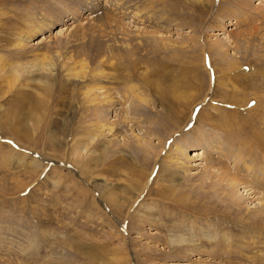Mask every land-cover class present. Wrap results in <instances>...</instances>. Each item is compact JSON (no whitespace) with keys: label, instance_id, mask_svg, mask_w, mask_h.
<instances>
[{"label":"rangeland","instance_id":"374dc122","mask_svg":"<svg viewBox=\"0 0 264 264\" xmlns=\"http://www.w3.org/2000/svg\"><path fill=\"white\" fill-rule=\"evenodd\" d=\"M155 2L152 19L146 13L142 22L106 0H0V264H264V191L239 186L238 214L228 179L220 181L226 170L252 182L264 167V0ZM217 11L226 25L212 20ZM239 11L250 16L235 20ZM30 17L52 24L22 52L13 45ZM211 43H220L225 61L207 49ZM73 61L78 73L68 76ZM100 69L119 100L105 118L117 138L91 127L96 116L83 93ZM194 83L205 90L203 102L182 130L171 129V107L177 113L178 102L199 95ZM132 85L152 98L141 111L140 94L122 95ZM230 95L237 107L222 106ZM218 106L230 113L212 109ZM204 111L228 118L199 127ZM149 127L162 136L146 135ZM193 129L242 151L253 169L241 161L213 164L193 150L185 173L170 169L165 153L173 155L174 143ZM145 138L159 152L144 159L136 145L147 147Z\"/></svg>","mask_w":264,"mask_h":264},{"label":"bare ground","instance_id":"6f19581e","mask_svg":"<svg viewBox=\"0 0 264 264\" xmlns=\"http://www.w3.org/2000/svg\"><path fill=\"white\" fill-rule=\"evenodd\" d=\"M106 2L108 3V4H111V6H110V8L112 7L115 11L116 10H118V11H120V13H122L123 14V16L124 15H126V14H132V18H133V21H136V20H142V22L144 21V22H146V19H144V17H145V15H146V13H148V15H146V16H149L150 14L149 13H151V12H156V11H154V8H155V0H150L149 2H148V0H147V6H145V7H142L141 8V6L139 7V6H136V7H133L132 5L130 6V5H127L128 3H129V0H127V1H124V0H106ZM248 3V2H247ZM250 3V2H249ZM261 3V2H260ZM260 3L258 4V5H260ZM244 4H246V2L244 3ZM257 5V6H258ZM148 6H150L149 8H147ZM75 9V8H74ZM93 10V9H92ZM76 11V10H75ZM248 11L246 12H243V11H239V13L237 14V15H239V16H237L236 15V18H235V20L238 18V19H241L242 17H249L250 16V14L248 15ZM73 14V13H72ZM155 14V13H154ZM109 15V14H108ZM152 15V14H151ZM130 16V15H129ZM224 16H226V14H223V13H221V11H217L216 13H214L213 15H212V20H214L215 21V24L217 23L218 25H221V26H223V25H226V24H224V23H222L221 21H222V19L224 18ZM259 16H262V19H264V12L263 13H260L259 14ZM112 17H114V16H112ZM112 17H110V18H112ZM117 17V16H116ZM153 17V16H152ZM220 17H221V19H220ZM109 18V17H108ZM107 18V19H108ZM149 18V20H150V16L148 17ZM154 18V17H153ZM227 18V17H226ZM116 19V18H115ZM120 19V18H119ZM152 19V18H151ZM161 19V18H160ZM261 19V20H262ZM103 20L104 21H106V19H104L103 18ZM224 21V20H223ZM74 23V22H73ZM73 23H71L70 24V26L71 25H73ZM51 24H52V21H51V19L49 20V22L48 23H45L44 21H34L33 20V17H30V18H27V24H26V26H25V28H23L21 31H20V34L18 33V35L16 36V42L14 43V47L16 48V49H18V50H21L22 52L24 51V50H26L25 49V47H26V45L27 44H29L30 43V41H31V39H32V37L34 36V35H36V32H38V31H41L42 29H43V27L44 26H46V27H50L51 26ZM53 24H54V22H53ZM233 24H237V23H233ZM214 26V24L211 26V27H213ZM118 27V26H117ZM21 29V28H20ZM116 30V29H115ZM211 31V30H210ZM66 45V44H65ZM123 45V44H122ZM129 45V44H128ZM208 47H207V49L208 50H210V52L213 54V55H216V56H219L220 55V57H221V60H223L224 59V61H225V55L223 54V52H222V50H221V45H220V43H211V44H209V45H207ZM69 47H70V44H69ZM128 48V47H127ZM134 48V47H133ZM96 49V48H95ZM206 49V48H205ZM132 50V49H131ZM47 52H49L48 50H47ZM209 52V51H208ZM42 53V52H41ZM78 54V53H77ZM49 55V54H48ZM76 55V54H75ZM112 55H113V52H112ZM227 56V55H226ZM40 57H42L41 58V60H47V59H49V57H47V55H46V53L45 54H43L42 56H40ZM107 57V56H106ZM111 57V56H110ZM109 57V58H110ZM115 58H116V56H114ZM70 59H73V57L72 58H70ZM105 59V58H104ZM111 59V58H110ZM117 60H118V58H116ZM115 59V60H116ZM128 59V58H127ZM40 60V61H41ZM52 60V59H51ZM76 60H78L77 58H76ZM102 60V59H101ZM108 60V59H107ZM106 60V61H107ZM116 60V61H117ZM1 61V60H0ZM79 62H80V60H78ZM109 62L111 61V60H108ZM151 61V60H150ZM102 62V61H101ZM118 62V61H117ZM116 62V63H117ZM114 63V62H113ZM12 64V63H11ZM14 64V63H13ZM12 64V65H13ZM19 64V63H18ZM44 64V63H43ZM42 64V65H43ZM103 64V63H102ZM109 64V63H108ZM41 65V66H42ZM46 65V67H48L49 68V66L51 65V69H53V64H51V63H45L44 64V66ZM79 64H78V62L77 61H73L72 62V64H68L67 66H65V68H67V67H69L68 68V73H66V74H68V76H77L76 74L78 73V71H77V66H78ZM111 65H112V63H111ZM228 65H230V67L232 66V62H229L228 63ZM85 66H86V64H85ZM11 67V70L14 68H12V66H10ZM43 67V66H42ZM80 67L82 68V70H84V68H86V67H84V62H81V65H80ZM101 67V66H100ZM99 67V68H100ZM2 68V67H1ZM166 68V67H165ZM216 68V67H215ZM221 68V67H220ZM219 68V69H220ZM240 68V67H239ZM9 69V68H8ZM44 69V68H43ZM88 69V68H87ZM4 70V69H3ZM14 70H17V71H14ZM104 69H100V70H98V71H94L95 73H93V74H91V80H90V82H91V84L92 85H89L88 87L87 86H85V87H87L88 88V90L86 89V91L83 93L84 95H85V101H86V104H87V106L89 107V108H91L92 109V111L94 112L92 115L94 116L93 118L95 119V116H96V120H95V122H94V124H92V126L91 127H93V129L95 128L96 130H97V132L100 134V135H102L103 133H106V131H108V134L109 135H111V136H113V137H115V138H117L118 136H119V132H118V129H116L115 128V124H108V122H107V124H106V120H105V118H106V109H109V108H114L115 106H116V104L119 102V100H118V97H117V99H116V96L114 97L113 96V93L111 92L112 90V88H110V87H108L107 86V84H106V82H109V81H107V78H106V72L104 73V71H103ZM217 70V69H216ZM238 71L239 69H238V67L237 68H234V70H233V72L234 71ZM257 70V69H256ZM12 71H14V73H18V69H16V67H15V69H13ZM90 71V70H89ZM93 71V70H92ZM91 71V72H92ZM77 72V73H76ZM85 72H86V70H85ZM233 72L231 73V76H233L234 74H233ZM82 73H84V72H82ZM87 73H90V72H87ZM82 75V74H81ZM256 75H258V74H256ZM90 76V75H89ZM245 76V75H244ZM253 76H255V75H253ZM46 78V77H45ZM81 78V77H80ZM244 78V77H243ZM245 78H246V76H245ZM248 78H246L245 80H247ZM48 80H49V85L52 83V81H54L55 79H54V77H49L48 78ZM46 81V80H45ZM68 81V80H67ZM85 80H83V82H84ZM129 82V81H128ZM201 84V83H200ZM60 86H59V90H61V92H63V91H66L67 92V90H66V88H65V86L61 83V81H60V84H59ZM128 85V84H127ZM192 85H194V88H198V92H199V95L197 96V97H195V99L194 100H192V102L190 101V100H188L187 99V97H186V100L185 101H182V102H178L179 103V107L181 106V110L179 111V112H177V113H175V110H173V108L171 107V115H174V117H176V120H175V122L172 124L173 126V128H171V129H174V130H182V128H183V125H187L186 123H187V121L189 120V117H190V115H191V113L194 111V107L195 106H197V105H201V103L203 102L202 100L204 99V89H202L201 87H200V85L198 84V83H194V84H192ZM126 88H128L124 93H122V95H124V97L127 99V97L128 96H133L132 98L133 99H137V96L140 94V96L141 97H139L138 98V103L139 104H141V105H139V110L141 109V106H142V108L144 107V106H146V105H150V102H152V101H150L152 98V96L153 95H148V96H150V98L151 99H149L148 97H146V92L143 94L142 93V90L139 88H137V87H135L134 85H132V86H129V87H126ZM125 88V89H126ZM143 88V87H142ZM148 88V87H147ZM150 88V87H149ZM156 89H157V95H161L162 97H161V102L163 101V102H165L167 99L165 98V95H164V93L163 92H160L159 91V89H158V87L156 86ZM137 90H140L139 92L137 91ZM144 90V89H143ZM123 91V90H122ZM148 91H150V92H153V89H149ZM177 93V92H176ZM116 94V93H115ZM120 94V93H119ZM178 94H179V92H178ZM181 94V93H180ZM238 94V93H237ZM237 94H235V96L237 95ZM178 98H180V97H178ZM183 98H184V96H183ZM235 99H231V95H230V97L228 96L227 97V100L225 101H223V102H221V103H224L222 106H224V105H227L228 104V106L227 107H237V105H238V103H239V100H238V98H236V97H234ZM83 99H84V97H83ZM188 100V101H187ZM61 102V101H60ZM232 102H236V104L237 105H233L232 104V106H231V103ZM123 103V102H122ZM84 105L83 106H85L86 107V105H85V103H83ZM36 105V104H35ZM165 104H163V106H164ZM82 106V107H83ZM166 106V105H165ZM222 106H218V107H212V109H214V110H216V111H218V112H222V113H230L229 111L230 110H228L227 111V109L225 108L224 110H222L223 108H222ZM259 106V105H258ZM87 107V108H88ZM200 107V106H199ZM225 107V106H224ZM146 109V108H145ZM145 109H144V112H145ZM143 110V109H142ZM172 110H173V112H172ZM256 110V109H255ZM88 111V110H87ZM111 111V110H110ZM109 111V112H110ZM141 111V110H140ZM169 111V112H170ZM109 112H107V113H109ZM205 112V114H204V117H203V113ZM201 115H200V117L198 118V122H197V125L200 127V124L201 123H207L208 122V125L207 126H210L211 128H217V126H218V123L217 122H222V123H225L224 121H223V119L224 120H226L228 117H224L222 114L220 115V116H218V115H213V114H211V113H209V112H207V111H204ZM92 113V112H91ZM146 113H148V112H146ZM168 113V112H167ZM110 114V113H109ZM169 114V113H168ZM218 114V113H217ZM108 115V114H107ZM231 117V119H232V116H230ZM163 119H165V118H163ZM207 121V122H206ZM219 122V123H220ZM227 122V121H226ZM199 123V124H198ZM204 125H206V124H204ZM198 128V127H197ZM94 129V130H95ZM155 130H156V128H151V127H149L148 128V130L146 131V135L148 134V136L150 135V134H152V133H156L155 132ZM216 130V129H215ZM152 132V133H151ZM157 134H159V135H161L162 136V134H160V133H156L155 135H157ZM196 134H200L201 136L200 137H197V135ZM228 134V133H227ZM134 135V134H133ZM190 135V136H189ZM191 135H192V137H191ZM95 137V136H94ZM120 137V136H119ZM137 137V136H136ZM96 138V137H95ZM95 138H93V140H95ZM138 138V137H137ZM222 138V137H221ZM17 140H19L18 138H16ZM146 140H145V145H147V147H144L143 148V145H141L142 143H140L139 145H136V146H138V149H140V148H142V151H143V153H141V155H142V157H144V159L146 158L145 156H149L150 154H151V152H152V150H156V148L153 146L154 144H152L151 143V141L150 140H148V138H145ZM169 139H171V138H168V139H163V141H161V143L163 144L162 146H164V145H166V143H167V141L169 140ZM138 141H141V139H140V137L137 139ZM20 142H21V140H20ZM25 145V144H24ZM23 146V145H22ZM161 146V147H162ZM196 147H197V150H196ZM148 148V149H147ZM155 148V149H154ZM174 149H173V155L171 154V151H168L167 153H165V161H167V164L169 163V168L170 169H179V170H181L183 173H185L186 172V162L188 161V162H190V160L193 158V157H190V153H191V150H193L194 152L193 153H198V154H195V157H198V156H200V154H199V152H197V151H203V153L201 154V155H203V156H205V155H208V157H209V160H210V162L211 163H213V164H217V163H222V164H225V166H227V162L226 161H223V159H225V160H232V161H235L236 163H240V161H241V163L243 164V166H245L244 168L245 169H249V170H252L253 169V165H250L247 161H246V156L244 155V153L242 152V151H239V150H237V153L234 151V149H231V150H229V146H224L223 145V143L222 142H218L217 140H215L214 139V137L211 135V134H209L207 131H200V129H197V131L195 132V130L193 129V130H191L185 137L183 136L182 137V139H180L179 141L177 140L176 141V143H174V147H173ZM163 150H164V147H162L161 148V152H163ZM156 151H158V150H156ZM80 152V154H82V151H79ZM159 152V151H158ZM149 154V155H148ZM160 154V153H159ZM213 154H219V157H217V158H214V157H210V156H212ZM263 154H264V152H263ZM127 156V155H126ZM156 156V155H155ZM152 157V156H151ZM154 157V156H153ZM158 157V156H157ZM161 157V156H160ZM207 157V158H208ZM216 157V156H215ZM157 159H159V158H157ZM185 160H186V162H185ZM163 161V163H164V160H162ZM161 162V161H160ZM157 163H155V165H156ZM166 163H164L163 165H165ZM252 164V163H251ZM144 166H145V164H144ZM224 168V167H223ZM153 169H154V167H153ZM222 169V168H221ZM225 169H227L228 170V168H225ZM257 179H255L254 181H250V180H247V182H243V183H241L239 180H238V177L237 176H235V175H230V173L228 172V171H226V170H223L222 171V173H221V178H220V181H222V183H223V181L224 180H226V179H228V181L229 182H227V187H230V189L232 190V192L230 193V194H228L227 195V198H228V200H230V203L232 204V205H234V207H236L235 208V210H236V212L239 214H242V205L239 203V202H236L237 200H238V193H239V186H242V187H244V190H248V192H250L253 188H260L261 190H263L264 191V167H262V168H260V167H258L257 168ZM145 171V170H144ZM143 171V172H144ZM177 172V171H176ZM253 172H254V170H253ZM141 173V170L140 171H138V172H135V174H140ZM262 173H263V175H262ZM136 175V176H137ZM143 176V175H142ZM150 177V174H147V176H146V180L148 179ZM159 177V175L157 176V178ZM228 177V178H227ZM144 178V177H143ZM219 183H221V182H219ZM136 184V185H135ZM140 181H137L136 183H134L133 185H134V188H138L140 185ZM244 185V186H243ZM256 185L258 186V187H256ZM145 186V185H144ZM144 186L142 187V191H144ZM250 189V190H249ZM235 198H237V200L235 199ZM241 199V198H240ZM239 199V200H240ZM236 200V201H235ZM242 201V200H241ZM110 203V202H109ZM113 204H114V202H113ZM264 213H262L261 214V216L263 215ZM242 218H243V216H242Z\"/></svg>","mask_w":264,"mask_h":264}]
</instances>
